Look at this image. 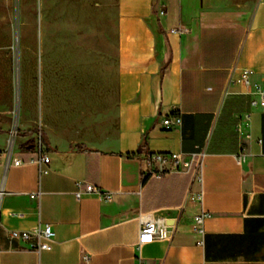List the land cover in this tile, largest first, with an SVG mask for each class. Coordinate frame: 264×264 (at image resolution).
I'll use <instances>...</instances> for the list:
<instances>
[{
  "label": "crops",
  "instance_id": "crops-1",
  "mask_svg": "<svg viewBox=\"0 0 264 264\" xmlns=\"http://www.w3.org/2000/svg\"><path fill=\"white\" fill-rule=\"evenodd\" d=\"M106 2H93L97 25ZM114 27L113 44L105 33L93 39L114 58L108 112L98 94L80 132L49 125L43 96L39 115L22 103L16 120L0 113V264H264V108L234 81L244 69L264 79V0H114ZM172 116L178 125L162 124ZM13 127L19 165L7 164ZM38 131L49 159L41 174L29 162ZM144 151H200L202 167L141 183ZM78 181L109 199L75 198ZM200 210L209 213L202 237L190 230ZM152 217L173 219L168 237L136 248ZM38 221L54 230L49 250L9 238Z\"/></svg>",
  "mask_w": 264,
  "mask_h": 264
},
{
  "label": "rangeland",
  "instance_id": "rangeland-1",
  "mask_svg": "<svg viewBox=\"0 0 264 264\" xmlns=\"http://www.w3.org/2000/svg\"><path fill=\"white\" fill-rule=\"evenodd\" d=\"M94 1L0 0V113L16 120L22 103L26 115H39L33 109L43 96L49 125L80 132L92 123L83 114L93 111L98 94L109 111L114 58L99 53L104 49L93 39L105 33L113 44L114 0L106 2L103 25L95 24Z\"/></svg>",
  "mask_w": 264,
  "mask_h": 264
},
{
  "label": "built area",
  "instance_id": "built-area-1",
  "mask_svg": "<svg viewBox=\"0 0 264 264\" xmlns=\"http://www.w3.org/2000/svg\"><path fill=\"white\" fill-rule=\"evenodd\" d=\"M252 72L250 70H242L234 81L241 82L246 87L249 93V106L251 108H264V79L253 81L250 77ZM249 119V113L242 115V121L244 125H247ZM180 118L178 116L165 117L162 119L163 125H178ZM16 129L13 127L11 135L7 141L6 154L8 155L7 164L19 165L21 160L14 157L10 160L11 141L15 134ZM37 154L36 157L30 158L29 162L34 163L37 166L38 173L45 172V165L48 163V156L42 150V138L40 131L37 132ZM259 141V140H258ZM139 161V177L140 182H144L147 179L164 178L173 174L187 173L191 170L198 171L200 173L202 167L203 154L200 151L183 153L180 151H144L137 155ZM240 159V157H237ZM200 180V175H198ZM81 182H76V189L73 194L75 198H80L84 193L95 194L99 199L107 200L110 195L108 191H105L91 183H85L84 189H81ZM3 193V189L0 186V196ZM39 192H32L29 194L31 198L37 196ZM200 191L196 194L200 199ZM20 216L21 213H15ZM209 216V213L200 210L193 215V220L190 223V230L199 234L201 237L204 235V221ZM164 218L152 217L145 219L139 227L136 248L143 243L152 241L153 239H164L168 237L171 225L164 223ZM167 227L169 232L167 233ZM9 238H14L23 241L25 248L31 249L38 253L40 250H49L54 238V230L51 223L38 221L34 226L26 229H9ZM201 243V240H200ZM138 264H143L139 260Z\"/></svg>",
  "mask_w": 264,
  "mask_h": 264
},
{
  "label": "water",
  "instance_id": "water-1",
  "mask_svg": "<svg viewBox=\"0 0 264 264\" xmlns=\"http://www.w3.org/2000/svg\"><path fill=\"white\" fill-rule=\"evenodd\" d=\"M15 40H17V35L15 36ZM15 59L17 61V55H16V58ZM17 69H18V67L16 65L15 66V73H16V75H17ZM15 86H16V88H18V81L15 82ZM15 101H16V107H15V112H16V110H17V101H18V94L15 95ZM173 222L174 221H173L172 218L165 219V221H164V223L167 224V225H171ZM169 228L170 227H167V230H168L167 233L169 232Z\"/></svg>",
  "mask_w": 264,
  "mask_h": 264
}]
</instances>
